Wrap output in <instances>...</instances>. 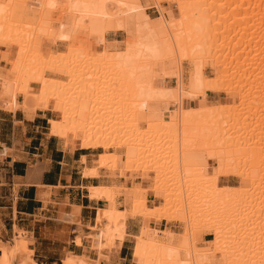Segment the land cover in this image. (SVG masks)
<instances>
[{
	"label": "bare ground",
	"instance_id": "obj_1",
	"mask_svg": "<svg viewBox=\"0 0 264 264\" xmlns=\"http://www.w3.org/2000/svg\"><path fill=\"white\" fill-rule=\"evenodd\" d=\"M0 46L12 70L0 76L1 108L29 117L48 110L58 116L48 133L63 145L99 148L84 174L136 171L140 180L126 188L130 210L117 207L113 184L88 187L106 203L86 235L97 257L66 252L59 264H97L128 217L137 224L134 264H252L226 231L236 229L229 220L249 190L264 187V0H0ZM218 91H237L239 103H204ZM18 97L30 102L19 107ZM172 176L175 192L166 187ZM228 176L250 187L222 184ZM185 185L197 191L192 200ZM173 194L181 201L172 210ZM149 197L164 204L148 207ZM163 219L179 232L151 225ZM202 232L212 235L210 249H198ZM0 264L43 263L16 236L0 242Z\"/></svg>",
	"mask_w": 264,
	"mask_h": 264
},
{
	"label": "crops",
	"instance_id": "obj_2",
	"mask_svg": "<svg viewBox=\"0 0 264 264\" xmlns=\"http://www.w3.org/2000/svg\"><path fill=\"white\" fill-rule=\"evenodd\" d=\"M44 111L36 108L29 117L19 109L0 108V242L23 236L36 263L54 264L45 260H60L66 252L93 260L97 256L87 236L97 209L106 203L90 197L88 187L123 184L124 179L105 168L84 174V168L95 165L100 150L63 145L48 133ZM151 225L166 227L163 220ZM134 226L135 218H125L123 238L115 248L102 250L97 264H134ZM76 236L81 237L78 245L73 242Z\"/></svg>",
	"mask_w": 264,
	"mask_h": 264
},
{
	"label": "rangeland",
	"instance_id": "obj_3",
	"mask_svg": "<svg viewBox=\"0 0 264 264\" xmlns=\"http://www.w3.org/2000/svg\"><path fill=\"white\" fill-rule=\"evenodd\" d=\"M142 1L144 3H146V4H150L152 2V0H142ZM162 6L167 8L166 4H164V5L162 4ZM148 13L151 16H156L157 11L152 7V8H149ZM118 38H120V36H118ZM6 49H8V46H6V47L0 46V76L2 75L4 77H11L12 76V73H11L12 70L5 62L6 61V56H5V52H6L5 50ZM56 50L63 51V50H65V47L64 46H61L59 48L57 47ZM1 51H3V52H1ZM206 69L207 70H205V73L208 76L213 75L212 69L211 70L209 68H206ZM216 70H217V72L219 71V69H216ZM217 75H218V73L214 74L215 77H217ZM237 94H238L237 91H233V92H225V91L213 92V93H210L208 95L207 100L204 103L210 104V103H213L214 101H217V102H221V103H224V104H230L231 103V104L237 105L239 103L238 102L239 98H238ZM17 99H19V97ZM29 102H30V100L28 98L20 99V100H18V106L21 107L24 103L27 104ZM17 109H19V108H17ZM44 113L48 117V119H51V118H54V117H58L56 115H53L48 110H45ZM48 119H47V123H48ZM80 135H81V133H78V136H80ZM259 161L262 162V160H259ZM259 161L256 160V159H254V161H251L254 164L252 163V166L250 168L251 169H253V168L257 169L255 163L256 164L257 163H261ZM263 165L264 164L261 165V168L263 167L262 170L264 171V166ZM107 170L109 172H111V175L116 174L117 176H120L116 171L112 172L109 169H107ZM137 175L138 174H137L136 171H128V172L125 173V176H123V179H124V183L123 184H119V183L118 184H113L115 186L114 192H115V194L117 196V204H118V206H121L122 208L124 207L127 210L131 209V203H130L131 198L129 196L130 192L128 190H126V188H130V187H134V186H138L139 185V183H137V182H140V180H139ZM169 178H171V175H169ZM169 178L167 177L168 181H169ZM173 178L174 177L172 176V179H170V181L169 182L167 181L168 183H166L167 185H171V186H166V187L168 188V190H170L169 188H173L174 187V189H173V191H174L175 188L178 185H176L175 179H173ZM258 179H259V177H255L254 178V180H258ZM261 181H264V177L261 178ZM125 182H127L128 185H125ZM156 183H159V182H156ZM142 184L143 185L147 184V186L149 187V186L152 185V181L151 180H146ZM222 184L232 185V186L237 185V186H242V188L250 187L248 179H246V178L239 179L237 177H231V176H228L225 179H223ZM260 185L264 186V182L260 183ZM263 188H256V190L252 188V189L249 190L248 196L245 197L246 201L243 199L244 202L241 201L243 203L240 204L242 206L239 205V208L237 210H235L236 212L234 211V215L232 217H230L229 224H231L230 222H231V219H232L233 220V224L234 223L236 224L235 225L236 229L232 230L233 232H231V233H230V231H226V234L227 233L230 234L229 236H227L228 242L230 244L232 243L231 245H236V246L238 245L239 250H241L243 254H246L245 257L249 259L248 263L251 262L252 264H257V263L260 264V262L263 261V259H264V206H263L264 205V198H263L264 197V191H263ZM187 189H188V191H187ZM194 189H195L194 187L189 186V185L188 186L185 185L183 187V190L187 191V195L189 196L188 199H190V200H192V198H194L195 195H196L195 193L197 191H196V189L195 190ZM261 191H263V192H261ZM169 196L172 197V195H169ZM173 198H174L173 199L174 201L170 202V204L173 205L172 206L173 207L172 210L174 209V207L178 206V204L181 201L180 200L181 198H179L177 196V194H173ZM250 199H252V200H250ZM182 200H183V198H182ZM259 202H260V204H259ZM163 204H164L163 200L160 199V198H156V197L155 198L149 197L148 200L146 201V205L148 207H151V206H154V205L162 206ZM261 204H262V206H261ZM163 221L165 222V225H166L167 229H170L174 233L179 232L180 224L178 222H173V221H169V220H166V219L165 220L163 219ZM213 221L218 222V220H213ZM154 222H155V220H154ZM156 222H158V221H156ZM203 223L204 222L200 221L199 224L201 226H203ZM209 223H211V221ZM205 224H207V223H205ZM216 224L218 226L220 223H216ZM207 225H209V227H210V224H207ZM212 225L216 226L215 224H212ZM220 227L221 228L223 227L224 229H226L225 227L228 228V226L224 227L222 225ZM211 228H209V229H211ZM223 231L225 232V230H223ZM173 236L175 237V239H174V242H172V243L173 244H178L179 241H180V237L177 236L176 234H174ZM203 236L205 237V239H210L212 237V235H210V233L207 234L205 232H202L201 239H200L199 244H198V249H200V250L210 249L211 248V243L209 242V240L208 241H203V239H202ZM159 240H161V241H164V240L170 241L171 238H170V236H165L164 237L163 235H161V237H159ZM249 252H250V256L247 255ZM45 261L50 262V263H52L54 261L55 262L54 264H59L60 263V260H57L55 258H51V259H48V260H45ZM262 263L263 262H261V264Z\"/></svg>",
	"mask_w": 264,
	"mask_h": 264
}]
</instances>
